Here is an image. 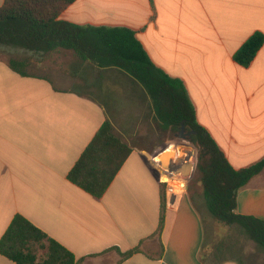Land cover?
<instances>
[{"label":"crops","instance_id":"0c3cea01","mask_svg":"<svg viewBox=\"0 0 264 264\" xmlns=\"http://www.w3.org/2000/svg\"><path fill=\"white\" fill-rule=\"evenodd\" d=\"M59 19L134 31L152 62L184 83L198 123L235 169L264 158V45L248 67L234 60L250 36L264 33V0H76ZM11 59L0 57V240L22 215L74 254L76 264H212L202 256L209 216L203 186L196 193L190 187L178 206L165 209L164 186L152 162L164 166L161 152L173 145L152 153V162L149 147L132 146L100 198L69 181L106 121L124 138L126 128H118L115 112L118 92L128 84L120 80V88L109 89L97 80L95 95L62 89L46 76L22 75ZM81 63L125 74L155 120L148 94L130 75ZM176 150L165 152L171 168L164 167L186 176L187 154L170 155ZM196 157L194 152L191 175ZM236 200L237 214L264 221V171ZM0 264L16 263L0 254Z\"/></svg>","mask_w":264,"mask_h":264},{"label":"trees","instance_id":"16d2710c","mask_svg":"<svg viewBox=\"0 0 264 264\" xmlns=\"http://www.w3.org/2000/svg\"><path fill=\"white\" fill-rule=\"evenodd\" d=\"M76 0H5L0 7V45L35 53L70 51L83 62L114 67L136 80L148 94L155 119L172 130L193 132L197 149L194 177L203 186L207 210L219 222L240 226L264 249V221L236 213L241 189L264 171V158L235 169L207 130L198 123L195 106L180 79L172 78L150 59L135 32L126 27H95L59 19ZM264 45V33L255 32L234 53L248 67ZM10 66L25 74L26 61L11 59ZM106 121L70 171L69 181L95 197H102L132 152ZM164 215L161 216L160 229ZM43 250V257L39 251ZM130 252L125 256L130 255ZM0 254L16 264H76L69 250L16 215L0 240Z\"/></svg>","mask_w":264,"mask_h":264},{"label":"rangeland","instance_id":"374dc122","mask_svg":"<svg viewBox=\"0 0 264 264\" xmlns=\"http://www.w3.org/2000/svg\"><path fill=\"white\" fill-rule=\"evenodd\" d=\"M0 57L26 61L25 71L52 79L58 88L78 89L92 95H95V87H98L97 80L108 85L109 89L120 88V80L125 81L129 86H125V92H123L124 89H122L123 93L118 92L121 103H118L119 106L115 112L118 128L121 130L126 128L124 138L119 136L122 140H125L130 147H149L151 154L147 157L150 162H152V153L156 155L157 151L168 145L173 146L166 151L189 147L193 152H197L189 139H178L177 136L181 129L168 131L156 119H151L143 95L137 93V85L131 83L123 73L115 70L100 71L90 65H88L90 67H84L82 61L70 51L41 54L0 45ZM184 154L185 150H182L180 155ZM190 187L192 193H196L202 187L198 177H194V174L191 175L187 192ZM206 225V241L202 250L204 261L217 264L227 259H235L239 264H264V249L252 241L240 226L219 222L210 213L206 219ZM43 254V250L39 251L40 257H43Z\"/></svg>","mask_w":264,"mask_h":264},{"label":"built area","instance_id":"2783aa9c","mask_svg":"<svg viewBox=\"0 0 264 264\" xmlns=\"http://www.w3.org/2000/svg\"><path fill=\"white\" fill-rule=\"evenodd\" d=\"M152 167L159 183L164 186L165 209L175 208L187 194L191 176H183L165 168L159 159L153 160Z\"/></svg>","mask_w":264,"mask_h":264},{"label":"water","instance_id":"95a60500","mask_svg":"<svg viewBox=\"0 0 264 264\" xmlns=\"http://www.w3.org/2000/svg\"><path fill=\"white\" fill-rule=\"evenodd\" d=\"M186 130V127L185 125L183 124L182 125V128L179 133V135L177 136L179 140H188L189 137L192 135L193 132H187V133H184ZM166 149H164L161 153H163L161 156H160V159L162 160V163L164 166L166 167H170V159H169V156L165 153ZM160 153V154H161ZM194 156V152H188L187 153V156L185 158V160L187 161V171L186 172H183V174H185L186 176H191V172L190 170H192L194 168V163H192L190 161L191 157ZM176 171L177 172H180V170L178 168H176Z\"/></svg>","mask_w":264,"mask_h":264},{"label":"bare ground","instance_id":"6f19581e","mask_svg":"<svg viewBox=\"0 0 264 264\" xmlns=\"http://www.w3.org/2000/svg\"><path fill=\"white\" fill-rule=\"evenodd\" d=\"M188 145V144H187ZM182 150H185V154H187V152H191L192 150H191V148H180V149H178V150H176L175 152H173V153H171L170 155H177V154H180V153H182Z\"/></svg>","mask_w":264,"mask_h":264}]
</instances>
